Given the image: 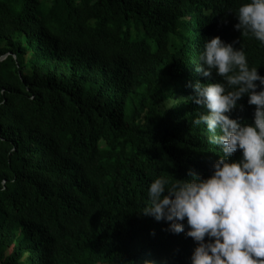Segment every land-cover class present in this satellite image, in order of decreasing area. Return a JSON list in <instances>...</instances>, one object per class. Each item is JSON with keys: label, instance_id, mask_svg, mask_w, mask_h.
Segmentation results:
<instances>
[{"label": "trees", "instance_id": "16d2710c", "mask_svg": "<svg viewBox=\"0 0 264 264\" xmlns=\"http://www.w3.org/2000/svg\"><path fill=\"white\" fill-rule=\"evenodd\" d=\"M243 2L0 0V264H189L194 241L141 210L151 180L218 158L191 124L190 85L222 82L195 71L204 39L264 75V46L233 27Z\"/></svg>", "mask_w": 264, "mask_h": 264}, {"label": "clouds", "instance_id": "9594fccd", "mask_svg": "<svg viewBox=\"0 0 264 264\" xmlns=\"http://www.w3.org/2000/svg\"><path fill=\"white\" fill-rule=\"evenodd\" d=\"M233 14L234 29L264 46V0H245ZM195 71L222 81L190 85V99L204 109L191 124L206 127L218 158L205 177L189 169L187 178L151 180L141 212L194 241L189 264H264V75L219 36L204 39ZM245 95L254 106L250 123L230 116Z\"/></svg>", "mask_w": 264, "mask_h": 264}, {"label": "water", "instance_id": "95a60500", "mask_svg": "<svg viewBox=\"0 0 264 264\" xmlns=\"http://www.w3.org/2000/svg\"><path fill=\"white\" fill-rule=\"evenodd\" d=\"M2 58H4V57H0V59H2Z\"/></svg>", "mask_w": 264, "mask_h": 264}]
</instances>
